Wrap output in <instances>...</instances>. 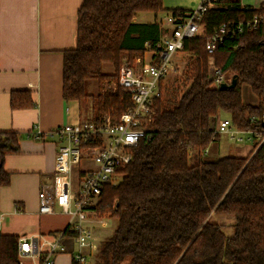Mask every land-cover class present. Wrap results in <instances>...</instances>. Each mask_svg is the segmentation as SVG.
<instances>
[{"label":"trees","instance_id":"16d2710c","mask_svg":"<svg viewBox=\"0 0 264 264\" xmlns=\"http://www.w3.org/2000/svg\"><path fill=\"white\" fill-rule=\"evenodd\" d=\"M160 11L162 0H84L77 11L75 46L63 52V99L81 103L91 96L87 81L114 78L102 72L104 64L117 69L124 59L154 50L158 26L133 19ZM253 14H264V4L242 9L238 0H221L203 15L197 37L184 41L182 51L194 56L192 81L171 108L156 100L151 139L134 150L123 180L102 189L96 212L114 220L115 227L100 243L96 264H264V148L256 142V151L244 158L199 157L217 138L213 123L219 111L237 130L264 133V28L216 47L214 65L225 83L236 78L233 88L214 85L204 47L218 26ZM243 84L257 104L243 101ZM94 100L91 121L105 113L118 117L129 106L120 89ZM32 106L27 94H11L12 109ZM18 139L16 132L0 131L1 186L9 184L4 159L18 152ZM191 152H196L192 163ZM17 239L1 234L0 264H18Z\"/></svg>","mask_w":264,"mask_h":264},{"label":"crops","instance_id":"0c3cea01","mask_svg":"<svg viewBox=\"0 0 264 264\" xmlns=\"http://www.w3.org/2000/svg\"><path fill=\"white\" fill-rule=\"evenodd\" d=\"M83 1L0 0V131H13L19 137L18 152L4 159V169L10 178L7 186L0 185V214L4 216L2 234L39 236L61 231L66 225L61 228L45 225L42 218L45 215L37 211V194L40 184L51 180L55 155L63 144L62 138L49 135L50 132L66 124L85 121L82 103L62 97L63 52L75 46L77 11ZM238 1L242 9H256L264 4V0ZM201 2L162 0V11L138 13L133 22L156 24L158 42H163L172 32L166 16L173 11L188 12ZM152 52L146 51L144 58L149 59ZM181 52L173 55V62L181 58ZM249 90L243 101L255 105L258 101L253 94L250 96ZM20 92L27 94L34 106L12 109L11 94ZM227 118L229 115L222 111L216 116V119ZM237 132L240 141L218 133L199 157L206 160L244 158L256 151L254 143L264 148V142L259 143L261 134ZM77 173V169L72 168L70 178L73 176L74 182Z\"/></svg>","mask_w":264,"mask_h":264},{"label":"built area","instance_id":"2783aa9c","mask_svg":"<svg viewBox=\"0 0 264 264\" xmlns=\"http://www.w3.org/2000/svg\"><path fill=\"white\" fill-rule=\"evenodd\" d=\"M220 1L202 0L188 12L168 14L165 20L172 28L170 37L155 44L149 59L136 57L131 64L119 67L116 89L127 95L129 106L118 117L105 113L98 121H79L50 132L49 135L62 138L63 144L55 155L51 180L40 184L37 211L40 215H53L59 210L68 215V220L65 227L55 233L19 235L18 264H54L56 257L65 253L69 254L70 264H89L90 250L96 242L90 219L96 216L95 207L102 189L116 187L123 180L134 150L141 141L151 139L155 102L162 100L163 82L172 68L173 55L182 51L185 40L197 37L203 15ZM258 28H264V14L221 24L206 38L209 77L216 87L224 82V75L214 65L216 47L226 38L234 39ZM213 127L217 134L241 140L228 118H215ZM262 142L264 133L259 139V143ZM81 161L89 167L81 169ZM72 168L78 172L74 185L70 182ZM3 221L4 216L0 214V236Z\"/></svg>","mask_w":264,"mask_h":264},{"label":"rangeland","instance_id":"374dc122","mask_svg":"<svg viewBox=\"0 0 264 264\" xmlns=\"http://www.w3.org/2000/svg\"><path fill=\"white\" fill-rule=\"evenodd\" d=\"M181 53L183 55L181 56L180 59H178L176 63L173 62L172 68L170 69L169 73L167 74V77L164 79V82H163L164 86H163L162 102H163L164 107L166 108H171V106L175 104L177 100H179L181 95L187 89V86L190 85L191 82H189V80L192 79L194 75V69H193L194 56H191L190 54L184 51H182ZM133 60H131L130 62H127L126 59H124L121 65L126 62H127L126 64L129 65L132 63ZM119 67L116 69L111 64H104L102 66V72L106 74H112V75L114 74L115 75L114 78L106 79L101 82L97 80H91V81L86 82V91L91 96L81 102L82 110L85 112L82 116L85 117V121H90L94 116V109L96 107V101L94 100V98H96L98 95L105 94L106 92L115 93L118 90L116 89V79H117V72H118ZM207 68H208V75H209L208 63H207ZM246 90H249V87L246 84H243L241 86V91L243 92V95H242L243 100H246V95H245ZM248 92L251 96L252 93L250 92V90ZM228 136L231 139L238 141L236 139V136H234L233 138L230 135ZM241 136L244 137V135H241ZM206 148L203 151H201L200 154L202 152H206L207 151ZM195 155H196V152L190 153V159H189L190 163L194 161ZM88 167L89 166L86 162L81 161L80 163L81 169H86ZM71 177L72 178H70V182L72 185H74L75 178L73 176ZM42 218L44 219V223L46 226L54 227V228H61L64 224H66L68 220V215L61 213L59 212V210H57L55 214L45 215V216H42ZM216 218L217 217L215 216L212 217V221H215ZM90 224H91V229L94 232L96 242L90 250L89 264H96L97 251H98L99 245L105 238L110 236V234L112 233L115 227V221L110 219L107 215H101L96 212V216L90 219ZM55 232H58V231L56 230L53 231V233ZM225 232L227 235L231 234V231L229 230H225ZM68 258H69L68 253L62 254L60 257L56 258L55 264H68Z\"/></svg>","mask_w":264,"mask_h":264},{"label":"water","instance_id":"95a60500","mask_svg":"<svg viewBox=\"0 0 264 264\" xmlns=\"http://www.w3.org/2000/svg\"><path fill=\"white\" fill-rule=\"evenodd\" d=\"M236 78L235 77H233L232 79H231V82L229 83V84H227V83H225V82H223V83H221L220 85H219V89L220 90H226V89H229V88H233L234 86H235V84H236Z\"/></svg>","mask_w":264,"mask_h":264}]
</instances>
